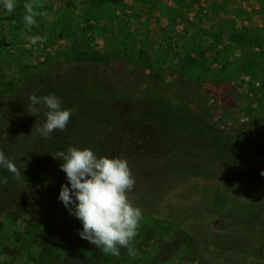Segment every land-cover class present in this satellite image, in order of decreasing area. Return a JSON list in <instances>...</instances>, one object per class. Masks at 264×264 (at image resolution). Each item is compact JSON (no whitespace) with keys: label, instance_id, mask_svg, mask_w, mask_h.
Instances as JSON below:
<instances>
[{"label":"rangeland","instance_id":"rangeland-1","mask_svg":"<svg viewBox=\"0 0 264 264\" xmlns=\"http://www.w3.org/2000/svg\"><path fill=\"white\" fill-rule=\"evenodd\" d=\"M27 2L0 8V97L41 77L69 89L71 62L121 72L108 88L129 82L135 96L86 91L83 75L59 96L75 109L59 144L127 160L143 213L137 256L103 253L58 199L67 179L57 159L53 185L0 204V264H88L91 249L106 264H264V0H39L47 16L30 31ZM156 81L173 103L154 106ZM187 84L192 96L180 92Z\"/></svg>","mask_w":264,"mask_h":264},{"label":"clouds","instance_id":"clouds-1","mask_svg":"<svg viewBox=\"0 0 264 264\" xmlns=\"http://www.w3.org/2000/svg\"><path fill=\"white\" fill-rule=\"evenodd\" d=\"M17 0H0V8L11 14L15 11ZM43 5L39 0L24 3L23 21L30 31L37 25V16H47L46 11H38ZM21 37L30 44L43 43L45 37L28 36L22 32ZM28 110L39 115L36 105L43 104L47 111L43 113L45 122L36 127L44 138H50L54 131L66 129L75 109H62L61 100L54 94L42 97H29ZM5 139L7 137H4ZM60 160V170L66 174L67 183L61 185L58 199L69 214L83 225L79 232L81 239L93 244L103 253L119 257L120 250L127 249L130 257L137 256L133 241L139 234L143 210L134 205L128 194L135 187V178L127 160L116 157H98L90 148L67 147L58 151L54 157ZM0 168L12 174L19 181L22 173L16 164L0 149ZM264 176V171L261 172ZM7 184V178L0 181ZM70 185V187H69Z\"/></svg>","mask_w":264,"mask_h":264},{"label":"trees","instance_id":"trees-1","mask_svg":"<svg viewBox=\"0 0 264 264\" xmlns=\"http://www.w3.org/2000/svg\"><path fill=\"white\" fill-rule=\"evenodd\" d=\"M106 62L93 61L87 63L82 61L71 62L67 74L69 75L70 87L61 86L58 84L59 77L54 80L51 78L45 79L41 77L40 80L33 85L31 82H23L19 86L13 88L10 93L3 94L0 97V149L3 150L5 155L9 157L20 169L24 176L19 181L14 180L12 176L2 177L7 178V184L0 182V204L5 203L6 200L11 198V195L17 194L18 196L25 192L27 189H34L35 187H42L45 185H53L58 176L55 174V164L57 159L55 155L60 151H66L67 146L64 143L68 142L67 137L70 136L71 130L67 128L63 131H54L50 138H44L35 129L45 122L43 113L47 111L43 104L36 105L40 109L39 115H33L28 110L30 104L29 97L36 95L42 97L54 93L59 99L61 95L69 93L71 87L77 86L80 83L81 75L86 76L87 87L86 91L94 87V89L103 92L105 95L112 94L117 98H126L135 96L130 83L129 87L108 88V85H121V72L111 76L110 73L119 72L114 71L112 67L107 66ZM102 67V70L100 69ZM104 71V78L100 76V72ZM128 74L131 70L126 69ZM80 73V74H79ZM159 77L158 75H156ZM66 77V76H65ZM101 81H99V79ZM55 81V82H54ZM117 83V84H116ZM185 82H182L183 86ZM195 84V83H194ZM124 86V84H123ZM66 88V89H65ZM187 92L192 96L191 85L183 88L180 92ZM153 92H150L151 98L154 101V106L157 104L173 103L167 97V91L160 82H155ZM211 94L217 97V90H210ZM106 92V93H105ZM133 92V93H132ZM215 92V93H214ZM86 94H89L88 92ZM180 94V93H179ZM183 100V94L181 95ZM193 98V97H192ZM127 101V100H126ZM181 108V107H180ZM158 110V109H157ZM166 109L158 110L163 112ZM71 124V123H70ZM72 125V124H71ZM4 137H7L6 139ZM60 139L66 140L59 144ZM1 178L0 181L3 179Z\"/></svg>","mask_w":264,"mask_h":264},{"label":"crops","instance_id":"crops-1","mask_svg":"<svg viewBox=\"0 0 264 264\" xmlns=\"http://www.w3.org/2000/svg\"><path fill=\"white\" fill-rule=\"evenodd\" d=\"M90 251L91 252L88 253V264H106V260L104 258L102 259L101 253H96V254L92 253V249ZM79 261H80L79 264H85L84 259H81ZM64 264H71V261L68 257Z\"/></svg>","mask_w":264,"mask_h":264}]
</instances>
